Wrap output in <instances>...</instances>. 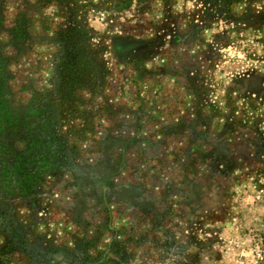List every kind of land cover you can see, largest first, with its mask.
I'll return each instance as SVG.
<instances>
[{"label":"rangeland","instance_id":"obj_1","mask_svg":"<svg viewBox=\"0 0 264 264\" xmlns=\"http://www.w3.org/2000/svg\"><path fill=\"white\" fill-rule=\"evenodd\" d=\"M0 52L67 139L0 264H264V0H0Z\"/></svg>","mask_w":264,"mask_h":264},{"label":"trees","instance_id":"obj_2","mask_svg":"<svg viewBox=\"0 0 264 264\" xmlns=\"http://www.w3.org/2000/svg\"><path fill=\"white\" fill-rule=\"evenodd\" d=\"M6 63L7 57L0 52V194L22 196L51 170L48 164H56L53 158L65 156L67 139L58 136L51 105L47 109L39 104H13ZM10 136L18 141H8Z\"/></svg>","mask_w":264,"mask_h":264}]
</instances>
